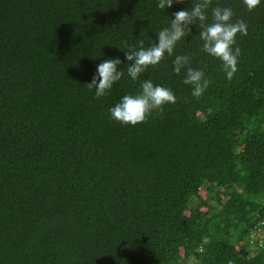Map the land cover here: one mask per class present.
I'll use <instances>...</instances> for the list:
<instances>
[{
	"label": "trees",
	"instance_id": "16d2710c",
	"mask_svg": "<svg viewBox=\"0 0 264 264\" xmlns=\"http://www.w3.org/2000/svg\"><path fill=\"white\" fill-rule=\"evenodd\" d=\"M210 2L246 25L230 79L192 25L173 56L95 97L96 65L125 69L121 49L154 43L192 0H0V264H264V0ZM177 54L204 70L198 97ZM145 79L175 103L110 119Z\"/></svg>",
	"mask_w": 264,
	"mask_h": 264
},
{
	"label": "clouds",
	"instance_id": "9594fccd",
	"mask_svg": "<svg viewBox=\"0 0 264 264\" xmlns=\"http://www.w3.org/2000/svg\"><path fill=\"white\" fill-rule=\"evenodd\" d=\"M184 0H156V8L164 11L171 9L174 3ZM244 6L251 10L259 0H242ZM230 7L215 5L210 0H192L188 9L171 13L168 24L155 32L156 40L145 46L144 41L139 47L131 45L124 49L125 69L117 68L122 63L120 57L105 59L96 65L91 80L87 83L90 90L94 89L95 97L104 96L113 85L126 76L136 81L149 66H157L167 55L173 56L178 42L185 41L191 34V26H199L198 39L202 52L220 61L224 76L230 79L236 71L239 48L235 47V37L239 32L245 34L246 25L242 20H233ZM187 54H177L172 60V72L179 74L183 69V84L191 89V95L198 97L207 86V79L202 68H193L189 64ZM173 91L163 85L153 84L145 79L140 82L139 91L125 93L109 109L110 119L124 125H136L142 122L153 111H159L166 104L175 103Z\"/></svg>",
	"mask_w": 264,
	"mask_h": 264
},
{
	"label": "built area",
	"instance_id": "2783aa9c",
	"mask_svg": "<svg viewBox=\"0 0 264 264\" xmlns=\"http://www.w3.org/2000/svg\"><path fill=\"white\" fill-rule=\"evenodd\" d=\"M262 224H264V219H263V221H262ZM256 231H257V230L254 231V234H256Z\"/></svg>",
	"mask_w": 264,
	"mask_h": 264
},
{
	"label": "bare ground",
	"instance_id": "6f19581e",
	"mask_svg": "<svg viewBox=\"0 0 264 264\" xmlns=\"http://www.w3.org/2000/svg\"><path fill=\"white\" fill-rule=\"evenodd\" d=\"M250 131V130H249ZM261 171V170H260Z\"/></svg>",
	"mask_w": 264,
	"mask_h": 264
},
{
	"label": "rangeland",
	"instance_id": "374dc122",
	"mask_svg": "<svg viewBox=\"0 0 264 264\" xmlns=\"http://www.w3.org/2000/svg\"><path fill=\"white\" fill-rule=\"evenodd\" d=\"M253 234H254V232H253Z\"/></svg>",
	"mask_w": 264,
	"mask_h": 264
}]
</instances>
